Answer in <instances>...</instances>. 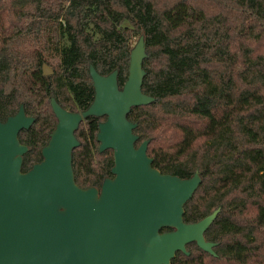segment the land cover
<instances>
[{"label":"trees","instance_id":"obj_1","mask_svg":"<svg viewBox=\"0 0 264 264\" xmlns=\"http://www.w3.org/2000/svg\"><path fill=\"white\" fill-rule=\"evenodd\" d=\"M144 38L142 91L133 108L136 147L162 174L202 182L184 222L220 209L207 233L217 257L188 245L171 264H264V0H0V122L21 105L34 125L22 171L40 163L57 125L51 99L81 113L94 101L89 74L128 79L134 39ZM53 74L43 75V66ZM104 118L84 119L73 152L75 182L100 188L113 177L112 150L99 152ZM169 231L168 229L163 232Z\"/></svg>","mask_w":264,"mask_h":264},{"label":"water","instance_id":"obj_2","mask_svg":"<svg viewBox=\"0 0 264 264\" xmlns=\"http://www.w3.org/2000/svg\"><path fill=\"white\" fill-rule=\"evenodd\" d=\"M146 56L140 37L122 89L117 71L102 76L90 66L95 97L81 113L52 98L57 125L42 148L43 160L27 172L22 167L29 149L19 134L35 118L21 105L0 122V264H171L178 253L190 256L193 243L216 256V244L204 234L220 209L197 223L184 222L185 205L202 182L199 174H162L148 156L150 141L136 147L137 124L128 115L155 100L142 91ZM52 74L44 65L43 75ZM89 117L106 118L99 124V152L114 154V178L105 179L100 190L81 189L73 170V152L80 146L75 134Z\"/></svg>","mask_w":264,"mask_h":264},{"label":"flooded vegetation","instance_id":"obj_3","mask_svg":"<svg viewBox=\"0 0 264 264\" xmlns=\"http://www.w3.org/2000/svg\"><path fill=\"white\" fill-rule=\"evenodd\" d=\"M105 120H106V119H105ZM103 122H104V121H103ZM111 178H114V177H111ZM97 189L100 190L101 187H100V188H97ZM214 222H215V221H214ZM214 222L212 223V225L214 224ZM212 225L209 227V229L212 227ZM209 229L205 232V234H204V238H205V240H206L207 242H209V243H213V244H216V246L213 248V251H214L215 254H216V250H217V248H218V246H219V243L208 240V238H207V233H208ZM169 231H171V230H169ZM167 232H168V231H167ZM204 253H205V252H204ZM206 254H208V253H206ZM208 255L212 256L211 254H208ZM212 257H217V254H216V256H212Z\"/></svg>","mask_w":264,"mask_h":264},{"label":"rangeland","instance_id":"obj_4","mask_svg":"<svg viewBox=\"0 0 264 264\" xmlns=\"http://www.w3.org/2000/svg\"><path fill=\"white\" fill-rule=\"evenodd\" d=\"M138 38L137 39H134V41H133V47H135V45L137 44V42H138ZM49 67V66H48ZM51 68V67H50ZM52 69V68H51ZM52 71H53V69H52Z\"/></svg>","mask_w":264,"mask_h":264}]
</instances>
